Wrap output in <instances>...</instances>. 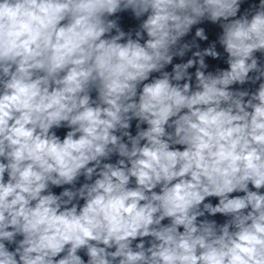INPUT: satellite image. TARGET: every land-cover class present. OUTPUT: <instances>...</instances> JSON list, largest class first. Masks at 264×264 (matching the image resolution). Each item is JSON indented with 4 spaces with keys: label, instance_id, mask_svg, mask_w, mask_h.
Instances as JSON below:
<instances>
[{
    "label": "clouds",
    "instance_id": "clouds-1",
    "mask_svg": "<svg viewBox=\"0 0 264 264\" xmlns=\"http://www.w3.org/2000/svg\"><path fill=\"white\" fill-rule=\"evenodd\" d=\"M0 264H264V0H0Z\"/></svg>",
    "mask_w": 264,
    "mask_h": 264
}]
</instances>
